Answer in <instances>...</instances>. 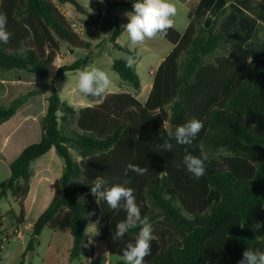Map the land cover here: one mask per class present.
Instances as JSON below:
<instances>
[{"label":"trees","instance_id":"1","mask_svg":"<svg viewBox=\"0 0 264 264\" xmlns=\"http://www.w3.org/2000/svg\"><path fill=\"white\" fill-rule=\"evenodd\" d=\"M105 1L103 15L79 0H1L0 12L7 14V29L13 36L9 44H0V72L22 70L47 78L64 49H90L91 44L72 29L60 10L66 4L74 7L79 20L84 18L102 31L113 30L115 47L134 54L117 43L121 28L113 11L118 7L132 11L135 0ZM215 1L214 7L224 2ZM258 1L264 7V0ZM204 6H209L206 1L198 7L199 20L189 15L183 33L169 29L164 39L173 49L154 73L144 104L129 92L108 93L89 97L99 103L76 111L61 99L56 86L66 73L84 69L85 62L78 59L58 68L41 119L40 141L19 154L10 164V178L0 183V196H11L19 207L18 214L11 211L14 228L27 222L26 202L33 178L46 192L52 190L19 264H26L45 228L54 237L66 238L64 264L82 256L93 261L115 256L116 264H124L122 252L127 243H134L139 229L130 230L123 239L114 238L115 225L126 213L112 210L103 200L97 203L90 191L97 178L109 185L131 180L127 186L135 190L142 215L150 218L154 230L145 264H238L248 248L264 251V52L251 55L234 48L217 29L224 10L213 21L202 23L207 16ZM29 36L23 56L9 53L8 49H20L21 41ZM126 61L115 60L113 70L138 94L141 78L135 66L126 67ZM47 90L21 94L8 108L0 107V124ZM192 118L204 124L193 145H177L173 139V150L162 151L159 145L169 139L168 131ZM201 142L212 153L221 147L224 152L214 156L203 177L194 179L181 161L185 148L199 155ZM72 149L78 151L80 160L74 158ZM49 155L64 164L59 175L51 177L52 184L42 178V165L36 172L32 166ZM129 163L147 171L143 175L132 172L127 169ZM90 222L97 228L93 236L87 233ZM2 227L0 216V237L5 236Z\"/></svg>","mask_w":264,"mask_h":264},{"label":"rangeland","instance_id":"2","mask_svg":"<svg viewBox=\"0 0 264 264\" xmlns=\"http://www.w3.org/2000/svg\"><path fill=\"white\" fill-rule=\"evenodd\" d=\"M223 4H219L216 7L212 8V5L204 6L202 9L209 13L214 19L219 15L221 10H224L227 14L226 21L231 19L233 16H238L240 18V29L237 31L235 39L232 41V46L239 48L240 43H247L246 47L251 49L252 52L264 51V7L256 2V0H239L242 8H245V12H239L236 9H226L225 5L227 0H223ZM80 2L87 7H94L96 10H101V7L106 5L105 0H80ZM178 9L177 15L173 17L174 28L179 32L183 33L186 29V26L189 22V15L192 13L194 17L199 20L197 17L198 7L197 0H171ZM62 9L64 14L67 15L68 19L76 21L78 23L80 33L84 31L85 33L82 36L86 41L91 42L90 49L88 50H76L73 55H69L68 52L64 49L63 55L61 57L62 61L58 62L61 65H64L66 61L71 59L82 60L85 62V68H90L92 66L98 67L106 71L111 80L112 84L107 92L118 93L121 91L133 93L134 90L125 82H122L120 76L113 70V63L118 59L127 60L129 56H133L136 59L135 67L142 80V90L137 95V99L144 104L149 97L151 87L154 80V75L151 72H155L161 63V61L171 52L173 45L159 37L148 40L143 44L132 45L127 37V33L123 30V25H125L128 20L125 16L126 12H131L127 7H118L113 11L120 28V36L117 40V43L123 48H129L134 54L125 53L115 47L113 42H111V37L113 35V30L102 31L97 26L95 32H91V26L88 22L83 20H75L71 15L72 5H66ZM106 13V12H105ZM246 14L253 15V23L257 27L256 32L250 30L253 34L251 37L245 36V30L250 28L251 21L249 16ZM105 15V14H103ZM222 16L218 26L223 22ZM238 18V19H239ZM211 21H213L212 18ZM206 18L202 19L201 22L204 23ZM217 26V28H218ZM241 33V34H240ZM240 34V36H239ZM234 36V35H233ZM71 62H67L69 64ZM54 64L51 72L53 76L55 75L58 68H55ZM78 72V71H77ZM77 72L71 74L65 82L60 84V90H62L63 97L71 100L75 103L76 107L79 105H84L88 101L92 102L89 97L82 95L77 88ZM22 76V78L19 77ZM33 76L38 77L34 74H29L22 70H12L8 72H0V87L3 89V92L0 96V107L6 109L9 107V104L21 94H26L27 92L33 90H39L42 88H49L50 84H47L49 80H42L39 78H32ZM52 76V77H53ZM10 80V83L8 82ZM2 80H4L3 83ZM8 80V81H7ZM13 84V85H12ZM74 87L76 89L75 94L69 95V88ZM51 91L49 90L46 95H40L30 99L25 103L20 109L18 116L9 120L8 122L0 124V183L7 181L10 178V163L20 154V152L27 146L39 142L41 138V119L46 113V109H42L43 104L46 103L48 106V97L50 96ZM3 95V96H2ZM47 96V99H46ZM62 96V95H61ZM27 116H30L28 123H26L21 129L17 131L18 127H21L22 122ZM33 117V118H32ZM23 119V121H22ZM39 129H38V127ZM39 136V139L36 140L33 133ZM40 133V134H39ZM12 136V140L9 142L10 147H17L14 153L5 154L6 140L8 136ZM72 153L75 159L80 160V156L77 150L72 149ZM61 160V161H60ZM44 168L43 177L45 180H48L52 184V176L55 174L59 175V172L63 168L62 159L59 157L48 156L44 160H38L33 163V167L36 171H39V168ZM39 173V172H38ZM37 173V174H38ZM61 178V177H60ZM32 191L26 202V219L27 222L23 224L22 227L23 237L20 239L7 240L5 236L14 229L16 223L11 211L19 213L18 204L14 199L9 196L7 199L0 196V216L1 222L3 224L2 230L5 232V236L0 237V245H3V249L0 248V264H19L21 261L22 254L24 253L26 246L32 235V228L34 222L38 219L41 213L44 211V206L42 202L46 196V188L35 177L33 178ZM52 190L48 191L49 194ZM47 195L46 200L49 198ZM46 205V204H45ZM97 232L96 224L90 222L87 227V233L89 236L95 235ZM66 238L63 236L54 237V232L50 228H45L41 236L38 239L36 250L32 253H29L25 259L26 264H64L63 253L66 246ZM52 243V247H51ZM66 254V253H64ZM118 258L115 256H104L99 257L96 260L87 259V257L82 256L79 260L74 261L71 264H116Z\"/></svg>","mask_w":264,"mask_h":264},{"label":"clouds","instance_id":"3","mask_svg":"<svg viewBox=\"0 0 264 264\" xmlns=\"http://www.w3.org/2000/svg\"><path fill=\"white\" fill-rule=\"evenodd\" d=\"M178 9L171 0H135L131 12H126L128 22L123 25V30L132 45L143 44L148 40L157 37L163 39L167 36L169 29L174 27L173 17L177 15ZM8 17L4 12H0V44H9L13 33L7 29ZM31 37H26L21 41V47L17 51L8 49L10 54L23 56L29 46ZM136 63L133 56H129L126 67L132 68ZM112 80L109 74L101 68L92 66L80 69L77 72V88L85 97L100 98L104 96L110 88ZM204 129L203 121L192 118L182 125H178L174 131H168V140L159 145L162 151H172L174 148L171 140H175L177 145L192 146L200 132ZM199 155H194L185 148V155L181 163L194 179H199L206 174L207 165L215 155L222 154L221 147L216 153L210 152L201 142L199 145ZM179 166V165H178ZM127 169L139 175H143L147 169L139 165L129 163ZM130 179H125L123 183L109 185L103 178H97L91 185V194L96 198L97 203L101 200L114 211L126 213L125 219L115 225L114 238L123 237L132 229H139L134 243L126 244L122 252L124 264H145V258L151 255L153 226L147 215H142L141 205L137 203L135 190L128 187ZM94 215L95 213H90ZM238 264H264V251L247 249L242 253V259Z\"/></svg>","mask_w":264,"mask_h":264},{"label":"crops","instance_id":"4","mask_svg":"<svg viewBox=\"0 0 264 264\" xmlns=\"http://www.w3.org/2000/svg\"><path fill=\"white\" fill-rule=\"evenodd\" d=\"M56 1V0H55ZM80 1V0H79ZM204 1H206V3H207V5H211V2H213V0H197V7H199V5L201 4V3H204ZM0 2H1V0H0ZM215 0H214V2L212 3V8L214 7V5H215ZM256 2H258L259 4H261L258 0H256ZM66 5H69V4H66ZM66 5H60L59 6V8H60V10L62 11V9H65L64 7L66 6ZM262 5V4H261ZM86 6V5H85ZM225 8L226 9H229V8H234V9H236L237 11H239V12H245V8H242V6H241V4H240V1L239 0H234V1H232V2H228L226 5H225ZM101 9V11L105 14V12L107 11V5H105L104 7H101L100 8ZM70 10H72L71 12V15L70 16H72L73 17V19H75V20H79V18H78V16H77V13H76V11H75V9H74V7L73 8H71ZM63 12V11H62ZM64 13V12H63ZM66 17H67V15L66 14H64ZM247 16H249L250 18H252V19H250L251 21H246V22H250L249 24H250V28L248 29V30H245V36L246 37H251V35L253 34L252 32H249L250 30H254V32H256V29H258V28H260V27H257V25L255 26L254 25V23H253V15H249V14H246ZM68 18V17H67ZM209 18H212L213 20H214V18L213 17H211L210 15H209V13L207 14V16H206V19H209ZM226 18H227V14L222 18V20H223V22L218 26V31L219 32H221L226 38H229L230 39V41H231V45H232V41L234 40V38H235V36H238L237 35V31L240 29V26H239V24H240V18L238 17V16H233L231 19H229L228 21H226ZM239 18V19H238ZM211 20V19H210ZM187 26H188V24H187ZM187 26H186V28H187ZM186 30V29H185ZM92 33L93 32H95L92 28H91V30H90ZM84 33H85V29H84V31L83 32H81V33H79V35L82 37L83 35H84ZM96 33V32H95ZM241 34V33H240ZM240 34H239V36H240ZM234 35V36H233ZM82 39H84L83 37H82ZM235 39H238V37L237 38H235ZM85 40V39H84ZM86 41V40H85ZM88 43H90L91 44V42H89V41H87ZM246 44L247 43H240L239 42V48H236V47H234V48H236V49H243V50H245L247 53H249V54H251V55H255V54H259V53H262V52H264V51H259V52H252L251 51V49H249V48H247L246 47ZM88 50V49H87ZM76 51V50H75ZM172 51V50H171ZM69 54V53H68ZM62 55H63V51H62V53H61V55H60V57L56 60V62L55 63H57L56 65H55V68H59V67H61V66H63V65H61L60 63H58V62H60V61H62V59H61V57H62ZM70 55V54H69ZM168 56V55H167ZM166 56V57H167ZM165 57V58H166ZM164 58V59H165ZM163 59V60H164ZM162 60V61H163ZM76 61V60H75ZM73 59H71V60H69V61H66V63L67 62H71V63H73V62H75ZM162 61H161V63H162ZM65 63V64H66ZM71 63H69V64H71ZM160 63V64H161ZM64 64V65H65ZM159 64V65H160ZM54 66V65H53ZM159 67V66H158ZM53 68V67H52ZM158 69V68H157ZM52 70V69H51ZM58 70V69H57ZM77 71H75V72H69V73H66V75H65V77H64V79L59 83V84H57V86H56V88H57V90H58V92H59V94H60V96H61V99L62 100H64V101H66L71 107H73L76 111H79L80 109H82V108H85V107H92V106H94V105H96V104H98L99 102H87L86 104H84V105H79V107H76V105H75V103L74 102H72L71 100H69V99H67V98H65V97H63V93H62V90H60L59 88H60V84L61 83H63V82H65V80L71 75V74H75ZM156 72V71H155ZM155 72H151V74H153L154 75V73ZM53 76V72H50V75L47 77V78H41V77H35V76H33L32 78H39V79H42V80H49V82L47 83V84H51V80H52V77ZM19 77L20 78H22L23 79V77L22 76H20L19 75ZM10 80L11 79H9V83H10ZM142 81V80H141ZM154 81V80H153ZM4 82V80H2V82L1 83H3ZM13 85V84H12ZM152 86H153V84H152ZM151 89H152V87H151ZM50 90V88H48V90H47V93H48V91ZM142 90V89H141ZM2 92H3V89H1V87H0V96H1V94H2ZM121 92H125V91H121ZM47 93H45V94H43V95H46ZM108 93H110V92H106L105 94H108ZM140 93V92H139ZM73 94H75V97H76V89L74 88V87H71V88H69V95H70V97L72 98V96L71 95H73ZM132 94H134L136 97H137V95L138 94H136V93H132ZM3 96V95H2ZM38 96H40V95H38ZM38 96H35V97H38ZM34 98V97H33ZM32 99V98H31ZM46 99H47V96H46ZM91 100V99H90ZM43 108L42 109H46V107H47V105H46V103L45 104H43V106H42ZM22 108V107H21ZM20 108V109H21ZM20 109L18 110V112H17V114L14 116V117H16V116H18V113H19V111H20ZM60 115V114H59ZM13 117V118H14ZM42 117H43V114H42ZM12 118V119H13ZM33 118V117H32ZM29 119H31V117L30 116H27L26 118H25V120L23 121V119H22V125H21V127H18L17 128V131H21V129H23V127H24V125L26 124V123H28L29 121ZM38 127V126H37ZM38 129H39V127H38ZM40 134V133H39ZM33 135H34V137H35V139L36 140H38L39 139V136H37V134L35 135V131H34V133H33ZM12 136L13 135H11V136H8L7 138H5V140H6V146H5V151H4V153L5 154H7V153H14L15 151H16V148L15 147H10L9 146V142L13 139L12 138ZM41 139V138H40ZM40 141V140H39ZM25 149V148H24ZM23 149V150H24ZM22 150V151H23ZM21 151V152H22ZM20 152V153H21ZM19 156V155H18ZM17 156V157H18ZM16 157V158H17ZM15 158V159H16ZM14 159V160H15ZM11 164V163H10ZM48 193V192H47ZM51 198H52V194H50L49 195V198H48V200H47V204L44 206V210H45V208L48 206V204H49V202L51 201Z\"/></svg>","mask_w":264,"mask_h":264},{"label":"built area","instance_id":"5","mask_svg":"<svg viewBox=\"0 0 264 264\" xmlns=\"http://www.w3.org/2000/svg\"><path fill=\"white\" fill-rule=\"evenodd\" d=\"M103 14H104V13H103ZM69 21H70V24H71L72 29H73L77 34H79L80 31H79L78 23H77L76 21H72V20H70V19H69ZM91 27H92V29L95 31V28H96L97 26H91ZM23 232H24V230H23L22 227L14 228V229L11 231V233H9V234H7V235L5 236V239H6V241H7V240L10 241V240H12V239H20V238L23 237ZM0 248L3 249V245H0Z\"/></svg>","mask_w":264,"mask_h":264},{"label":"water","instance_id":"6","mask_svg":"<svg viewBox=\"0 0 264 264\" xmlns=\"http://www.w3.org/2000/svg\"><path fill=\"white\" fill-rule=\"evenodd\" d=\"M67 51L70 55H73L75 52V49H70L69 47H67Z\"/></svg>","mask_w":264,"mask_h":264}]
</instances>
